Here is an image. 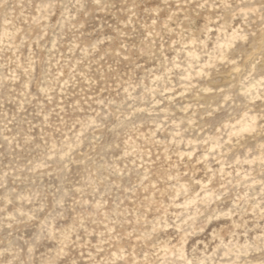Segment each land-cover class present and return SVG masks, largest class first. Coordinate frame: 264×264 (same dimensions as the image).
<instances>
[{"label": "rangeland", "instance_id": "obj_1", "mask_svg": "<svg viewBox=\"0 0 264 264\" xmlns=\"http://www.w3.org/2000/svg\"><path fill=\"white\" fill-rule=\"evenodd\" d=\"M0 264H264V0H0Z\"/></svg>", "mask_w": 264, "mask_h": 264}]
</instances>
